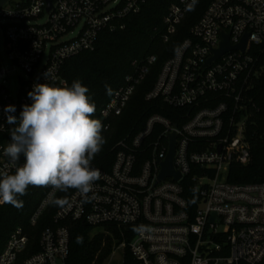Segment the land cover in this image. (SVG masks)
<instances>
[{
    "label": "built area",
    "instance_id": "obj_1",
    "mask_svg": "<svg viewBox=\"0 0 264 264\" xmlns=\"http://www.w3.org/2000/svg\"><path fill=\"white\" fill-rule=\"evenodd\" d=\"M11 1L0 3V170L14 171L3 155L15 127L7 123L5 107L14 105L11 114L19 118L22 106L32 103L27 93L34 83L69 86L63 73L67 60L95 50L103 32L125 29V20L139 14L148 0ZM192 3L178 0L170 6L163 18L164 42L177 34ZM189 33L146 94L147 101L162 99L188 112L177 115L179 123L153 114L139 132L119 140L110 168H95L100 178L87 202L74 191L55 214L56 225L42 231L39 250L22 264H68L73 222L118 229L123 240L114 251L122 252L123 261L117 264H125L127 250L132 264H264V182L229 181L232 167L252 159L247 130L260 111L255 89L264 80V0H211ZM224 33L231 46L241 45L248 35L245 49L228 50L205 65ZM156 62L155 55L133 61L134 71L100 111L102 133L112 129ZM17 70L24 76L19 74L13 91L9 75ZM172 133L173 166L180 178L159 181ZM188 183L196 191L192 207ZM55 193L42 201L32 225ZM30 242L26 230L16 227L0 264H17Z\"/></svg>",
    "mask_w": 264,
    "mask_h": 264
},
{
    "label": "trees",
    "instance_id": "obj_2",
    "mask_svg": "<svg viewBox=\"0 0 264 264\" xmlns=\"http://www.w3.org/2000/svg\"><path fill=\"white\" fill-rule=\"evenodd\" d=\"M176 1L178 0H148L139 14L129 16L125 20V29L103 32L95 50L85 51L68 59L64 66L63 73L69 87L74 80H79L89 89L88 95L96 106L93 118L99 119L102 107L123 85L126 75L134 71L133 61H143L151 55L157 56V62L138 86L124 113L113 121V127L109 132L102 133L106 142L91 162L93 168L109 169L116 154L114 147L117 142L139 132L151 115L163 114L179 123L177 115L188 112L186 109L169 107L162 99L146 100V94L154 87L162 66L174 56L182 41L190 35V27L200 19L211 0H200L179 26L177 34L169 42H164L163 18ZM255 95L260 111L254 121L248 124L247 130L252 147V159L248 165L232 167L229 181L233 183L264 182V80L255 89ZM185 187L186 196L192 207L196 198L194 185L188 183ZM52 190L50 186H29L27 194L18 197L23 201L22 208L0 204V253L11 232L18 226H22L31 238L28 250L20 255L17 264H22L27 255L37 252L42 231L56 225L54 216L61 207L54 206L52 200L60 197L68 199L76 191V189H69L67 193L56 191L40 219L32 225L33 214ZM94 229L82 222L71 223L68 264H104L113 253L115 244L123 240L116 228L106 230L110 231L111 235L101 231L93 233ZM131 235L132 233L126 236L127 241L131 240ZM77 237H82V243L77 242ZM125 264H132L128 250Z\"/></svg>",
    "mask_w": 264,
    "mask_h": 264
},
{
    "label": "clouds",
    "instance_id": "obj_3",
    "mask_svg": "<svg viewBox=\"0 0 264 264\" xmlns=\"http://www.w3.org/2000/svg\"><path fill=\"white\" fill-rule=\"evenodd\" d=\"M195 2L188 10H194ZM44 75L47 79L48 73ZM88 92L79 80L70 87L34 83L27 93L32 103L22 106L19 118L11 114L16 111L14 105L5 107L7 123L15 127L10 129L11 142L3 155L14 171L0 170V204L22 208L18 197L26 195L29 186H50L54 192L64 193L76 189L87 202L100 178L91 162L106 142L101 120L93 118L96 106ZM21 156L24 160L19 164ZM52 204L64 207L69 201L60 197ZM77 242L82 243V237Z\"/></svg>",
    "mask_w": 264,
    "mask_h": 264
},
{
    "label": "water",
    "instance_id": "obj_4",
    "mask_svg": "<svg viewBox=\"0 0 264 264\" xmlns=\"http://www.w3.org/2000/svg\"><path fill=\"white\" fill-rule=\"evenodd\" d=\"M6 1L7 0H1L0 3L3 4ZM50 7H51V3H50ZM223 37H224V40L221 42V47L214 51L215 53L214 56H212L205 65H208L212 61L218 59L224 52L228 50L236 49V48H242L244 50L247 44V40H248V35H246L241 45L231 46L229 43V34L224 33ZM175 138H176V134L172 133L170 152H169L167 159L162 163V170L158 177L159 181L164 180L166 177H170V176H173L175 179L180 178V174L174 170V166H173V159L175 155V144H176ZM214 218H215V214L213 215V219Z\"/></svg>",
    "mask_w": 264,
    "mask_h": 264
},
{
    "label": "rangeland",
    "instance_id": "obj_5",
    "mask_svg": "<svg viewBox=\"0 0 264 264\" xmlns=\"http://www.w3.org/2000/svg\"><path fill=\"white\" fill-rule=\"evenodd\" d=\"M19 0H12L11 3H16L18 2ZM19 74L24 76V73L20 70H17L13 73H11L9 75V86H10V89L13 90V91H16L17 87H18V83H19ZM105 232L109 235H111V233H109V231H106V230H103L101 228H97V229H94L93 230V233L95 232ZM123 261V257H122V252L121 251H118L115 250L113 251V253L109 256L108 259H106L105 263L104 264H117V263H121Z\"/></svg>",
    "mask_w": 264,
    "mask_h": 264
}]
</instances>
